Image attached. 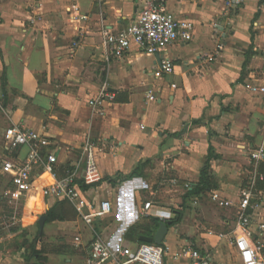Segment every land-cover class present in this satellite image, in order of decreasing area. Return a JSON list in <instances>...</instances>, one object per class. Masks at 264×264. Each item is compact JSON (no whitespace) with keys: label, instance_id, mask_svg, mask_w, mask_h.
<instances>
[{"label":"crops","instance_id":"1","mask_svg":"<svg viewBox=\"0 0 264 264\" xmlns=\"http://www.w3.org/2000/svg\"><path fill=\"white\" fill-rule=\"evenodd\" d=\"M148 1L0 0V178L9 202L23 206L21 217L9 216L31 235L61 242L43 254L36 237L33 259L0 264H86L97 234L112 249L136 248L141 236L155 234L153 219L171 223L165 264H193L190 251L209 264L242 262L243 191L251 193L249 238L264 243V157H254L264 147V94L249 90L264 85V0L236 7L229 0H163L178 20L192 23L191 39L157 53L133 44L115 57L106 34L131 25ZM166 57L175 70L157 77ZM103 90L113 98H100ZM11 126L47 137L38 148L44 160L56 155L60 176L84 168L87 140L100 145L97 180H81V187L96 206L110 201L112 212L86 224L72 201L44 194L50 176L42 164L32 170L36 187L20 192L3 164L23 163L31 147L7 145ZM205 169L210 186L197 192ZM215 194L232 204L219 205ZM149 201L153 213L145 215ZM18 234L19 227L7 232Z\"/></svg>","mask_w":264,"mask_h":264},{"label":"built area","instance_id":"2","mask_svg":"<svg viewBox=\"0 0 264 264\" xmlns=\"http://www.w3.org/2000/svg\"><path fill=\"white\" fill-rule=\"evenodd\" d=\"M243 2L244 0H229V3L235 7ZM83 18H87V16ZM192 29V23L178 20L169 11L163 0H149L131 25L117 33L106 34L105 43L117 58L124 56L133 44L138 45L146 53H157L160 49L173 44L175 41L190 40ZM174 70L173 61L166 57L155 71V75L160 77L164 73H172ZM249 90L253 93L264 94V85L251 84ZM100 96V98H113L112 94L104 90L101 91ZM6 141L7 145L13 149L22 145L31 147L23 163L7 159L3 164V170L11 175L12 181L20 192L28 193L36 187L32 170L35 165L42 164L44 170L50 176L49 183L43 188L44 194H53L72 201L77 207L80 218L86 224L92 225L98 217H103L112 212L113 205L110 201H102L96 206L83 196L81 180L84 183L94 182L97 180L99 172L98 157L102 152V148L96 142L87 140L84 144L82 157L85 163L84 168L77 164L67 170L64 176H60L56 169V155L50 154L44 160L38 148L39 145L50 143L44 135L32 129L11 126L6 130ZM254 157L257 159L263 158L264 147L258 149L254 153ZM214 198L221 206L232 204V201L222 199L218 194H215ZM250 199V191H243V197L239 202L241 212L238 226L241 227L247 241L240 245L242 264H264L261 256L264 243L249 238L251 235V221L246 214V209ZM142 208L145 215L153 213L152 202L150 201L146 202ZM260 228L264 230V224ZM79 239L80 237H76L77 241ZM168 251L169 247L164 242L162 244L142 242L136 248L124 245L115 250L97 234L91 242L86 264H165ZM184 255H187V253L184 252ZM190 255L194 259L193 264H209L198 251H190Z\"/></svg>","mask_w":264,"mask_h":264},{"label":"rangeland","instance_id":"3","mask_svg":"<svg viewBox=\"0 0 264 264\" xmlns=\"http://www.w3.org/2000/svg\"><path fill=\"white\" fill-rule=\"evenodd\" d=\"M5 186V182L0 178V197L4 196V199H0V260H10V261H20L26 260L27 258H32L31 254L32 243L34 239L37 237V241H35V245L39 248H43V254L49 251H52L53 248L59 245L61 242L58 241V237L53 236L52 234L38 236V234H30L29 230H23L21 221H17L16 219L12 220L10 218L11 211L18 212V215L21 217L22 215V203H11L9 202V198L6 196L3 187ZM11 227H19V234L17 236L11 237L7 235V232ZM30 234V235H29ZM40 239V243L38 242ZM69 240H73V235L69 237ZM33 241V242H32ZM71 242V241H70ZM68 249H74L76 251H80L72 244H69ZM79 253V252H78ZM235 264H242L241 261L235 262Z\"/></svg>","mask_w":264,"mask_h":264},{"label":"trees","instance_id":"4","mask_svg":"<svg viewBox=\"0 0 264 264\" xmlns=\"http://www.w3.org/2000/svg\"><path fill=\"white\" fill-rule=\"evenodd\" d=\"M137 174H139V171H138V170L133 171V172L130 173L126 178H131V177H133V176H135V175H137ZM210 183H211V178H210V176H209L208 170L205 169V170H203V172H202V177H201V182H200V184H199L198 187H196L194 190L197 191V192H198V191H201V190H203L204 188L209 187V186H210ZM201 184H203L204 187H202ZM87 188H88V186L85 185V186H84V189H87ZM48 215H49V218H50V219H52V218L55 217V215L53 214V212H49ZM177 221H178V219H177V220H173V224L176 223ZM153 222H154V226H155V227L159 226V220H158V219H153ZM136 229H137V227H136V226H133V227L129 230V234H128V235L130 236L133 232L136 231ZM150 236H153V235L151 234ZM141 243H142V242H141Z\"/></svg>","mask_w":264,"mask_h":264},{"label":"water","instance_id":"5","mask_svg":"<svg viewBox=\"0 0 264 264\" xmlns=\"http://www.w3.org/2000/svg\"><path fill=\"white\" fill-rule=\"evenodd\" d=\"M47 219L46 216H43L40 224L43 225L44 221ZM171 223L170 222H164V221H159V226L155 232V234L153 236H141L140 239L143 242H155L157 244H162L165 241L166 235L169 231V225Z\"/></svg>","mask_w":264,"mask_h":264}]
</instances>
